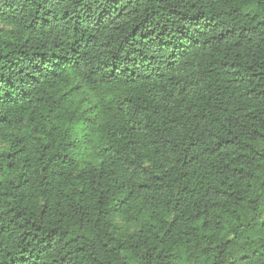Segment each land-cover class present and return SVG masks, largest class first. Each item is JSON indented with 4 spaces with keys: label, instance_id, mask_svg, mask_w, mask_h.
I'll list each match as a JSON object with an SVG mask.
<instances>
[{
    "label": "trees",
    "instance_id": "trees-1",
    "mask_svg": "<svg viewBox=\"0 0 264 264\" xmlns=\"http://www.w3.org/2000/svg\"><path fill=\"white\" fill-rule=\"evenodd\" d=\"M1 144L0 264H264V0H0Z\"/></svg>",
    "mask_w": 264,
    "mask_h": 264
},
{
    "label": "rangeland",
    "instance_id": "rangeland-1",
    "mask_svg": "<svg viewBox=\"0 0 264 264\" xmlns=\"http://www.w3.org/2000/svg\"><path fill=\"white\" fill-rule=\"evenodd\" d=\"M3 148H4V144H1L0 145V150L3 149ZM134 229H135V227H131V228L127 229V231H130L131 232Z\"/></svg>",
    "mask_w": 264,
    "mask_h": 264
}]
</instances>
